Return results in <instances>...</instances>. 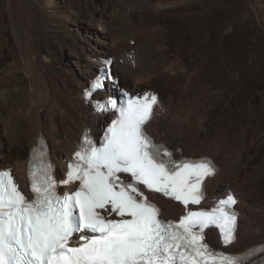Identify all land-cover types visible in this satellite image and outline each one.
Masks as SVG:
<instances>
[{
  "label": "bare ground",
  "instance_id": "bare-ground-1",
  "mask_svg": "<svg viewBox=\"0 0 264 264\" xmlns=\"http://www.w3.org/2000/svg\"><path fill=\"white\" fill-rule=\"evenodd\" d=\"M95 1H25L16 13L8 0L18 49L13 68L0 80V167L10 168L25 189L28 154L42 135L57 170L64 171L63 160L71 156L81 132L106 122L81 95L96 76L100 58L112 56V67L134 93L157 91V81L167 88L146 130L182 156L214 160L219 171L205 182L206 199L211 202L227 191L237 195L236 240L226 250L240 253L264 244V113L249 100L237 106L225 100V85L205 75L210 52L197 44V34L216 17L209 9L212 3ZM173 31L179 36L169 37ZM159 202L165 218L183 212L171 201ZM206 231L214 242V231Z\"/></svg>",
  "mask_w": 264,
  "mask_h": 264
},
{
  "label": "snow or ice",
  "instance_id": "snow-or-ice-1",
  "mask_svg": "<svg viewBox=\"0 0 264 264\" xmlns=\"http://www.w3.org/2000/svg\"><path fill=\"white\" fill-rule=\"evenodd\" d=\"M107 78L106 72L98 77L85 99ZM157 104L147 92L96 101L97 113L115 118L98 142L82 134L66 178H55L45 145L32 150L26 168L31 198L11 170H0V264H250L257 252L264 254V245L231 254L206 242L212 227L224 247L235 241L237 200L228 193L210 209L189 207L205 199L206 179L217 169L206 157L175 159L153 141L145 125ZM69 185L75 190L58 191ZM142 189L178 202L184 213L178 221L161 219Z\"/></svg>",
  "mask_w": 264,
  "mask_h": 264
},
{
  "label": "rangeland",
  "instance_id": "rangeland-1",
  "mask_svg": "<svg viewBox=\"0 0 264 264\" xmlns=\"http://www.w3.org/2000/svg\"><path fill=\"white\" fill-rule=\"evenodd\" d=\"M11 1H13L11 2L12 7L14 6L13 8L18 13L20 5L25 1L33 0ZM55 1L67 3L69 0ZM208 1L212 3V7L209 8L210 12L213 11L216 15L211 25L213 30L211 26L203 25L197 34V44L202 46L203 52H210L207 61L209 68L205 75L217 84L225 85L226 93L222 94L225 100L233 102L235 106L239 104V101L249 100L255 110L264 113V0H202L201 4ZM95 2L101 5L99 0ZM8 9V0H0V25L2 26L0 80L5 71L13 68L14 51L18 49L13 29H11ZM174 35L179 36V34H174V31L168 34L169 37ZM183 42L184 40L181 39L175 44ZM130 43L133 45V42ZM241 44L244 45V50L240 48ZM186 50H192V46H187ZM200 55L204 57L202 53ZM119 63L122 64V61ZM217 67L219 68L216 69ZM114 71L120 77V85L135 92L130 88V83H126L127 80L120 76L118 70L114 69ZM154 89L160 96L165 95L167 91V88L158 81ZM217 117L218 113L215 110L213 119Z\"/></svg>",
  "mask_w": 264,
  "mask_h": 264
},
{
  "label": "flooded vegetation",
  "instance_id": "flooded-vegetation-1",
  "mask_svg": "<svg viewBox=\"0 0 264 264\" xmlns=\"http://www.w3.org/2000/svg\"><path fill=\"white\" fill-rule=\"evenodd\" d=\"M119 77V76H118ZM119 79H120V77H119Z\"/></svg>",
  "mask_w": 264,
  "mask_h": 264
}]
</instances>
